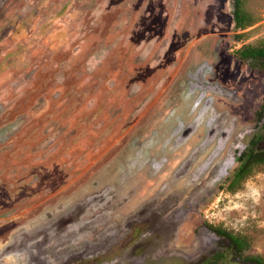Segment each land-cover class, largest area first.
<instances>
[{"label":"rangeland","instance_id":"rangeland-1","mask_svg":"<svg viewBox=\"0 0 264 264\" xmlns=\"http://www.w3.org/2000/svg\"><path fill=\"white\" fill-rule=\"evenodd\" d=\"M233 2L0 0V264L264 261V166L229 188L264 150V66L238 54L264 0L242 30Z\"/></svg>","mask_w":264,"mask_h":264},{"label":"trees","instance_id":"trees-1","mask_svg":"<svg viewBox=\"0 0 264 264\" xmlns=\"http://www.w3.org/2000/svg\"><path fill=\"white\" fill-rule=\"evenodd\" d=\"M249 0H234V22L237 29H245L255 23V19L251 16L250 12L246 8V4ZM240 58L245 60H251L259 62L261 66H264V45L253 46L246 45L238 50ZM255 143L252 142L251 147L244 151L239 156L240 165L234 174L233 179L230 182L229 188L232 191L239 189L245 179L258 167V169L264 166V150H255ZM223 233H227L223 230ZM239 246L240 249H244L246 241L240 236H237L231 232L227 233ZM251 259L257 261L259 264H264V261L259 257H251Z\"/></svg>","mask_w":264,"mask_h":264},{"label":"flooded vegetation","instance_id":"flooded-vegetation-1","mask_svg":"<svg viewBox=\"0 0 264 264\" xmlns=\"http://www.w3.org/2000/svg\"><path fill=\"white\" fill-rule=\"evenodd\" d=\"M226 133H227L226 135H228L227 137H231L235 133V130L232 131L231 128L229 127ZM251 142H253V141H251ZM203 147H205V146H203ZM203 147L201 146V148H203ZM249 148H247L246 150H248ZM191 150H193V149H191ZM241 155H242V153L239 156H241ZM239 156L237 157L238 161H239ZM167 209H168V207L165 210L163 209L162 211L161 210H153V211H149L148 210L145 213L150 215V216H153V215L157 216L158 215V219H159L160 213H164V211H166ZM156 224H157V218L153 222V225H156ZM209 228L212 231V233H213L215 238H218L220 240L225 241L227 243V247L228 246L231 247V252H229V256L231 258H233L235 260V256L237 254L239 256L242 255V253L245 250V248L244 249H240V246L230 236L227 235V233L229 231L226 230L227 233H223V230H225V229H222L220 227L210 226ZM175 243H176L175 241L171 242L170 245H174ZM222 246H224V244H222V242L221 243L218 242L217 246H216V243H215V244H211V245L207 244V245H203V246H196V247H194L192 249L191 248H186V251H189V253H188L189 255H186V257L183 256V257H180V258L184 259L189 264H207V263L208 264H214V263H217V261H219V260L220 261L224 260V256H223L224 248ZM178 256L179 255L176 253L175 257H178ZM244 260H246V259H244ZM240 261L243 264H259L257 261H255V260H253L251 258L249 260H246L247 262H245L243 260H240Z\"/></svg>","mask_w":264,"mask_h":264},{"label":"bare ground","instance_id":"bare-ground-1","mask_svg":"<svg viewBox=\"0 0 264 264\" xmlns=\"http://www.w3.org/2000/svg\"><path fill=\"white\" fill-rule=\"evenodd\" d=\"M154 208H156V206L154 207ZM149 210V209H148ZM83 214V213H82ZM114 245V244H113ZM28 246V245H27ZM14 248V247H13ZM45 249V248H44ZM26 252V251H25ZM12 253V252H11ZM23 253V252H22ZM35 253V252H34ZM47 263V262H46Z\"/></svg>","mask_w":264,"mask_h":264}]
</instances>
